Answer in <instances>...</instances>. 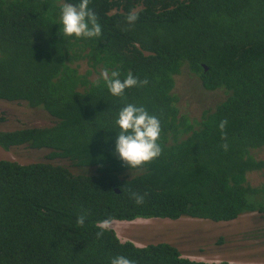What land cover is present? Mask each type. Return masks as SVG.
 <instances>
[{"label": "trees", "instance_id": "1", "mask_svg": "<svg viewBox=\"0 0 264 264\" xmlns=\"http://www.w3.org/2000/svg\"><path fill=\"white\" fill-rule=\"evenodd\" d=\"M65 2L78 0H0V102L54 118L0 132L5 151L44 153L25 163L0 158V264H111L121 255L135 264H206L163 241L123 242L111 229L98 239L105 219L220 223L258 213L249 228L264 249V234L253 230L264 225V182L249 181L264 178V0H90L98 38L60 32ZM132 10L139 19L130 25ZM104 69L149 83L113 96ZM195 93L211 94L200 113L188 109ZM127 104L161 122L162 153L139 168L115 153ZM132 193L147 194L144 203Z\"/></svg>", "mask_w": 264, "mask_h": 264}, {"label": "rangeland", "instance_id": "2", "mask_svg": "<svg viewBox=\"0 0 264 264\" xmlns=\"http://www.w3.org/2000/svg\"><path fill=\"white\" fill-rule=\"evenodd\" d=\"M203 97L195 93L193 99L189 100L188 109L191 112L199 113L200 106L196 103L202 101ZM0 113L7 118L5 128L9 131H15L24 126H52L54 119L43 109H34L25 103L0 102ZM264 157V152L261 153ZM44 153L40 150H33L27 146H13L10 151H5L0 146V158L8 161L25 163L28 160L43 159ZM249 181L252 184L264 182V178L259 174H251ZM261 219L258 213L242 215L234 222L213 223L208 220L172 221L163 219L158 220H136L131 222H111L113 229L119 239L123 242L132 241L139 238L146 243L163 241L174 245L184 252L200 251V254L207 260L218 259L221 262L232 264H264V249L261 242L254 238L251 231V224L257 223ZM264 234V225L257 228ZM224 237L223 245H217L219 237ZM149 241V242H148ZM146 244L138 242V246L144 247ZM261 248H260V247ZM259 247L260 250L255 249ZM261 260V261H260ZM260 261V262H258Z\"/></svg>", "mask_w": 264, "mask_h": 264}, {"label": "clouds", "instance_id": "3", "mask_svg": "<svg viewBox=\"0 0 264 264\" xmlns=\"http://www.w3.org/2000/svg\"><path fill=\"white\" fill-rule=\"evenodd\" d=\"M89 4L90 0H78V3L65 2L62 5L60 17L62 29L60 32L62 31L64 36H75L76 38H98L102 35V29L101 25L98 23V17L96 13L89 8ZM138 19L139 15L135 10L130 11L126 16V21L130 25L134 24ZM120 76V72L116 70L109 71L108 69H104L100 73V78L105 82L108 90L113 96L123 97L126 89L146 86L149 83L148 79L145 78L144 80H140L138 77H135L131 71L127 73L124 79H121ZM96 83L99 84V80H97ZM202 97V104L199 106L204 110L210 106L211 94L207 93ZM0 115L2 114L0 113ZM5 122L6 121L0 122V132L9 131L5 128ZM116 124L119 126L120 131L116 137L115 153L118 154L119 159L122 160L125 165L130 168H139L161 155L162 147L159 143L162 132L161 122L157 116L149 114L146 108L135 104H127L120 109ZM227 124V119H224L220 121L218 126L222 134L221 138L224 141H227ZM222 147L225 151L229 149L227 142L222 144ZM261 153H259L260 156ZM261 158L264 159L262 156ZM146 195L147 194L140 195L138 193H132V198L137 205H142L145 201ZM86 216L87 213L82 212L78 216L77 224L83 226ZM190 219L194 218L183 217L179 220L189 221ZM111 226L110 219L98 222L97 227L100 230L96 233L97 238H102L104 233L111 229ZM181 258L206 264H232L229 262H221L215 258L207 260L200 254L199 250L195 252H186L181 255ZM111 264H135V261L121 255L114 257L111 260Z\"/></svg>", "mask_w": 264, "mask_h": 264}]
</instances>
